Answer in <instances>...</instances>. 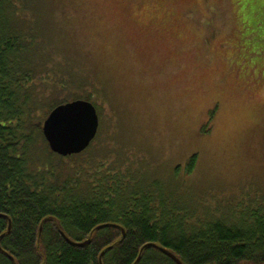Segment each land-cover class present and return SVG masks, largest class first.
<instances>
[{"label":"rangeland","instance_id":"1","mask_svg":"<svg viewBox=\"0 0 264 264\" xmlns=\"http://www.w3.org/2000/svg\"><path fill=\"white\" fill-rule=\"evenodd\" d=\"M25 2L20 56L43 72L41 92L62 83L59 97L98 113L86 150L61 157L64 175L127 168L199 216L264 202V0ZM58 161L38 168L51 176Z\"/></svg>","mask_w":264,"mask_h":264},{"label":"trees","instance_id":"2","mask_svg":"<svg viewBox=\"0 0 264 264\" xmlns=\"http://www.w3.org/2000/svg\"><path fill=\"white\" fill-rule=\"evenodd\" d=\"M22 4L0 0V264H99L102 251L101 264H177L147 243L183 264H264L260 199L239 218L218 217L208 208L199 216L175 203L158 181L141 184L127 168L98 162L88 173L86 165H71L64 175L67 157L49 149L41 121L67 102L58 95L67 87L41 92L43 72L38 77L31 59L20 56L28 44L23 31H29L26 15L17 11ZM50 156L59 159L58 172L46 177L38 167ZM195 158L189 157L186 172ZM60 231L90 241L74 246Z\"/></svg>","mask_w":264,"mask_h":264},{"label":"water","instance_id":"3","mask_svg":"<svg viewBox=\"0 0 264 264\" xmlns=\"http://www.w3.org/2000/svg\"><path fill=\"white\" fill-rule=\"evenodd\" d=\"M98 125V113L94 104L85 99H74L55 105L43 120L41 132L49 149L53 153L60 156H68L79 154L90 145L97 134ZM100 227V225L97 226V228ZM9 228L10 222L8 224V231ZM60 234L69 244L74 246L81 247L88 244L90 241L89 239L81 242L73 241L68 238L63 231H60ZM123 234L124 230L122 229V235ZM146 245L157 247L177 264H183L168 249L154 243H147ZM102 255L103 251L99 255V264H101ZM139 258L140 254L137 256L136 261Z\"/></svg>","mask_w":264,"mask_h":264}]
</instances>
